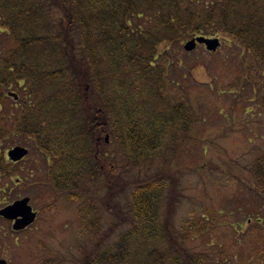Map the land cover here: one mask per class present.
<instances>
[{"label": "trees", "instance_id": "16d2710c", "mask_svg": "<svg viewBox=\"0 0 264 264\" xmlns=\"http://www.w3.org/2000/svg\"><path fill=\"white\" fill-rule=\"evenodd\" d=\"M220 35L240 50L245 66L232 85L246 81L264 104V0H0V181L17 175L8 148L20 138L35 141L52 163L51 187L84 201L78 219L92 230L90 241L101 210H111L113 195L106 190L98 197L99 185L114 189L117 158L134 171L126 220L117 204L109 233L129 228L107 247L112 234L96 235L93 248L80 250L79 264H229L224 251L193 254L188 246L206 234L210 210L201 222L173 226L186 199V170H172L174 159L199 115L187 99L171 97L181 64L170 52L194 37ZM258 151L248 180L264 204V148ZM208 170L228 173L213 163ZM89 211L94 222L83 219ZM262 224L261 218L255 223Z\"/></svg>", "mask_w": 264, "mask_h": 264}, {"label": "rangeland", "instance_id": "374dc122", "mask_svg": "<svg viewBox=\"0 0 264 264\" xmlns=\"http://www.w3.org/2000/svg\"><path fill=\"white\" fill-rule=\"evenodd\" d=\"M218 37L222 45L216 53L208 52L204 46L188 53L184 50L186 42L180 50L170 52L173 61L181 64L174 77L178 87L171 85V97L178 101L187 99L199 115L189 139L180 146L174 159L172 170H186L181 175L186 199L182 198L177 205L173 226L182 229L191 220L201 222L208 209L211 215L202 224L206 234L188 241L193 254L221 250L228 255L229 264H264V222L261 227L255 225L264 218V204L251 190L253 184L248 180L247 170L259 156L257 150L264 148V104L260 92L246 81L232 85L243 76L245 66L240 50L225 36ZM173 52H177L175 56ZM18 142L10 148L24 146L30 155L15 167L16 176L0 181V210L17 200L30 198V205L38 215L24 232L13 231L12 222L0 216V259L9 264H44L50 258L61 257L64 264H79L80 250L85 246L93 248L96 235L112 234L109 232L117 222L113 214L117 204L125 212H121L120 220H126L130 205L127 195L132 191L126 185L132 184L134 171L128 173L125 162L118 158L119 169L112 171L110 166L106 167L107 172L111 170L114 178L121 180L117 184L110 176L114 189L99 185L98 197L106 195V190L113 195L108 199L111 210H101L99 228L89 241L87 236L92 230L86 227L88 234L80 219L76 220L74 205L66 200L69 194L59 195L51 187L48 165L52 163L47 156L33 140L20 138ZM108 145L115 150V145ZM212 163L228 173H210L208 166ZM138 171L146 172L141 167ZM86 218L95 221L91 211L84 214L85 221ZM128 228L129 224L116 227L111 237L106 238L105 247L117 243Z\"/></svg>", "mask_w": 264, "mask_h": 264}, {"label": "water", "instance_id": "95a60500", "mask_svg": "<svg viewBox=\"0 0 264 264\" xmlns=\"http://www.w3.org/2000/svg\"><path fill=\"white\" fill-rule=\"evenodd\" d=\"M198 45H204L209 52H216L221 46V40L219 38H206L196 37L188 41L184 49L186 52L191 53L195 51ZM106 142H109V136H106ZM29 154V150L24 147H15L11 149L8 156L12 162H20ZM30 199L24 198L16 201L13 205H10L0 211V215L7 220H15L17 223L14 229L19 231L26 226L33 223L36 215L33 213L31 206L29 205ZM0 264H8L6 260H0Z\"/></svg>", "mask_w": 264, "mask_h": 264}, {"label": "flooded vegetation", "instance_id": "af4514ba", "mask_svg": "<svg viewBox=\"0 0 264 264\" xmlns=\"http://www.w3.org/2000/svg\"><path fill=\"white\" fill-rule=\"evenodd\" d=\"M18 181V180H17ZM19 182V181H18ZM20 183V182H19ZM65 185H67V182H64V184H61V187H63V188H66L65 187ZM72 185L73 186H76L77 185V183H75V182H72ZM72 187V186H71ZM68 193V191H67V189H65V190H63V191H61L59 194L60 195H65V194H67ZM75 194V193H74ZM67 200V202L68 201H70L69 200V198H67L66 199ZM75 199H72V201H70V202H72L71 204H73L74 205V209H73V212H74V215L76 216V220L78 221V212L80 211V209L84 206V201H82V202H78V201H74ZM74 201V202H73ZM13 203H15V202H13ZM34 211V210H33ZM36 213V212H35ZM37 214V213H36ZM38 215V214H37ZM36 220H37V216H36ZM35 220V221H36ZM17 222H12V226H14L15 224H16ZM30 228V226L29 227H26L24 230H22V231H20V232H24V231H27L28 229Z\"/></svg>", "mask_w": 264, "mask_h": 264}]
</instances>
